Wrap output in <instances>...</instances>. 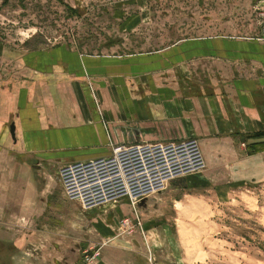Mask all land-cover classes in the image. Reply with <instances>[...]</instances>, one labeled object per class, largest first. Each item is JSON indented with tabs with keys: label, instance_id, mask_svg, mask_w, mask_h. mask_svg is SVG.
I'll use <instances>...</instances> for the list:
<instances>
[{
	"label": "rangeland",
	"instance_id": "obj_1",
	"mask_svg": "<svg viewBox=\"0 0 264 264\" xmlns=\"http://www.w3.org/2000/svg\"><path fill=\"white\" fill-rule=\"evenodd\" d=\"M263 22L264 0H0V115L13 116L0 122V264H264V121L239 125L247 108L229 102L264 76V56L233 54L262 49ZM220 42L225 59L203 55ZM59 50L66 69L32 73L27 58ZM76 90L103 112L100 156L32 152L30 132L48 128L16 112L62 109ZM175 93L199 105L178 129L160 107ZM224 105L233 118L217 119Z\"/></svg>",
	"mask_w": 264,
	"mask_h": 264
},
{
	"label": "crops",
	"instance_id": "obj_2",
	"mask_svg": "<svg viewBox=\"0 0 264 264\" xmlns=\"http://www.w3.org/2000/svg\"><path fill=\"white\" fill-rule=\"evenodd\" d=\"M250 46L251 45L246 44V43H240L238 44V48L235 47L236 49L233 52V54H236L238 55L237 57H239L241 56V54L245 55L248 52H252L254 53V58H256L259 55L264 56V54H262L264 53V46L262 47V49L258 48L260 46H256L255 48L253 46V51H251ZM228 47L230 48V46L228 45L226 46V42H220V44H214L212 47L214 49L219 50L220 51L219 53L218 52L215 53L213 52V50H211L209 55H212V56L209 57L206 51L205 53H203V55L207 56L208 58L216 57V58L225 59L224 57L213 56V55H217V54L222 53L223 51H226ZM187 52H188V55H190V57H193L195 55L197 57L199 54L198 52L196 54L195 53L196 51L191 52L190 47ZM63 54L64 52L59 50V51H53L51 53H48L47 55H44L43 57H40V56L32 57L31 56L29 59L27 58V61H28L27 65L29 64L28 66L30 70L32 71V73L33 71L40 70L39 71L40 73H46V74L52 73L53 74L55 72L54 70L52 72L49 71V65L51 63L55 64V62H57L56 64L58 65L64 64L65 69H66L69 63L73 61L72 58L70 57H68L67 59L61 57V55ZM242 57L243 56H241L240 58ZM81 61L82 62H80V65L84 66V70H87V71H96V69L99 66L102 67L103 65L102 62L97 59L84 58ZM75 62L79 64L78 58ZM257 62H260V63L262 62L261 64L264 63V61H259V60ZM61 67L64 68L62 65ZM119 67L121 66L112 67L111 69L116 70ZM62 68H61V72L63 71ZM98 70H100L101 72L103 71V68H99ZM112 70L106 69V73H110ZM102 74L104 73L102 72ZM254 75H255L254 78L240 79L242 83L240 84V86L238 85L237 90H235L236 93L233 94L229 99V102L231 105L234 104L233 106L247 108L246 109L247 112L243 114L244 121L237 120L235 119L236 117L234 118L235 120L238 121L237 123L239 125L242 123L251 125L250 122L254 121L252 119L249 122L248 119L246 118V115H251V116L253 115L256 119H261L262 121H264V76L262 75L259 76V72L254 73ZM58 82H60L59 79H54L51 81L50 85L55 86V85L60 84ZM73 85H75V83H71V86L69 87H73ZM68 95H69V100L71 102V105L64 106L62 109L56 108L55 110H50V111L49 109H47L46 111H44L45 109L44 107L39 109V106L37 105L38 109L41 110V112L40 114H37L36 116H35V113H33V111L31 110H26L27 112L24 115L20 114L19 112H16V115L18 116V118L22 119L25 129H29V128L34 129L35 127L39 128V124H41V126L43 127L44 123H45L44 126L48 128V131L46 133H43L41 131L37 135H34V133L31 131L30 136L27 138L26 144L30 146V150L32 152L38 151L41 148L47 152H51L55 154L59 153L55 161L58 160V158L61 156L65 157L66 159L70 161L73 159V157L76 158V161H74V163H76L77 161H81V159L85 161L87 159L94 158L95 156H100V155H95V153L99 152L100 150H103L101 146L108 144V140H107L108 137L104 135V127L101 126L102 124L101 112L102 111H98V109L96 108V105H94L93 103L83 104L82 103L83 98H80L81 95L79 94L77 90L74 92V94H68ZM179 96L180 95L175 93L173 97L174 100H171V102L175 101L174 108H173L174 112L172 113L174 114V116H172V114H168V112H172L171 111L172 109L168 107V105L172 106L170 104L171 102L164 101L161 103L160 101V107H161V104L164 105L162 106V108L164 109V111L162 112L163 116H165V118L173 117L174 124L177 129L179 127L177 125L179 121H186V120L193 121V118L198 117V116L192 117V118L189 117V119L187 118L185 120L183 112L186 114H189L190 113L189 111L197 112L198 111L197 108L199 106L193 101L192 97L191 98L188 97L186 99L185 98L179 99L180 98ZM19 101H20V104L22 105V98H20ZM42 101H43L44 106L47 107V104H48L47 100H42ZM42 101H39L40 102L39 104H42ZM166 102L168 103L166 104ZM181 102H186V103L182 104ZM151 103L152 101L150 100V104ZM236 103L238 105H236ZM183 106L185 107L182 108ZM225 107L226 106L224 105V109L222 112L223 115L218 116L217 119H223V116H226V113H228V111ZM148 109H150V107H148ZM209 109L211 110V112L218 111L214 107L209 108ZM10 113H13V112H10ZM129 115L131 117L127 116L128 124L130 123V124L135 125L136 122L138 124L142 122L141 117L139 116L140 115L139 111H136L134 112V114H129ZM228 115L233 118V116L230 113H228ZM12 118L13 116H11L10 114H7L6 116L0 115V122L3 123L5 120L8 121ZM143 118L145 119L144 113H143ZM179 119H183V120H179ZM228 121L230 124V120ZM10 122L11 123L16 122V119L11 120ZM246 124L245 126H247ZM115 126L116 125H114V128H113L115 130L113 131L118 133L116 131L117 127L115 128ZM193 127L194 125L192 124V128ZM232 127L229 125V128H232ZM15 129H16V126H15ZM15 138H16V132H15Z\"/></svg>",
	"mask_w": 264,
	"mask_h": 264
},
{
	"label": "water",
	"instance_id": "obj_3",
	"mask_svg": "<svg viewBox=\"0 0 264 264\" xmlns=\"http://www.w3.org/2000/svg\"><path fill=\"white\" fill-rule=\"evenodd\" d=\"M15 126H12L11 127V133H12V135H13V137L15 138Z\"/></svg>",
	"mask_w": 264,
	"mask_h": 264
},
{
	"label": "built area",
	"instance_id": "obj_4",
	"mask_svg": "<svg viewBox=\"0 0 264 264\" xmlns=\"http://www.w3.org/2000/svg\"><path fill=\"white\" fill-rule=\"evenodd\" d=\"M262 33L264 35V22H263V26H262Z\"/></svg>",
	"mask_w": 264,
	"mask_h": 264
}]
</instances>
